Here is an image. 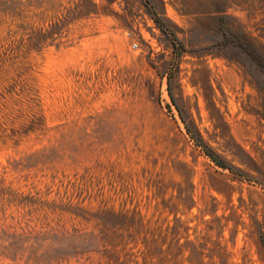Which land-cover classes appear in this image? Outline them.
Instances as JSON below:
<instances>
[{"label": "rangeland", "instance_id": "rangeland-1", "mask_svg": "<svg viewBox=\"0 0 264 264\" xmlns=\"http://www.w3.org/2000/svg\"><path fill=\"white\" fill-rule=\"evenodd\" d=\"M204 11L0 0V264H264V76Z\"/></svg>", "mask_w": 264, "mask_h": 264}, {"label": "trees", "instance_id": "trees-1", "mask_svg": "<svg viewBox=\"0 0 264 264\" xmlns=\"http://www.w3.org/2000/svg\"><path fill=\"white\" fill-rule=\"evenodd\" d=\"M205 5L204 11L211 16L221 33L223 41L221 47L224 49H234L238 54L248 57L254 62L259 72L264 76V40L261 35L254 36L246 30L244 24L237 21L230 13L232 5H240L242 10L247 12V16L252 17L258 10L264 13V0H203ZM185 13H195L189 8L182 6ZM264 21V17L262 18ZM264 30V28L262 29ZM173 39H177L173 34ZM189 129V128H188ZM196 143L202 146L205 153L211 159L222 167L229 168L235 173H241V170L234 166L228 165L227 162L219 158L208 146H206L199 136H193ZM244 175L243 173H241Z\"/></svg>", "mask_w": 264, "mask_h": 264}]
</instances>
